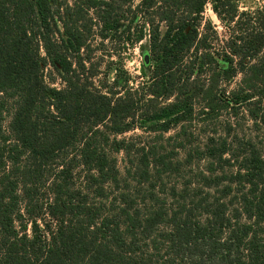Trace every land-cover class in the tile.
Wrapping results in <instances>:
<instances>
[{
  "label": "trees",
  "instance_id": "trees-1",
  "mask_svg": "<svg viewBox=\"0 0 264 264\" xmlns=\"http://www.w3.org/2000/svg\"><path fill=\"white\" fill-rule=\"evenodd\" d=\"M260 1L78 0L61 31L53 0H0V264H264V157L251 139L206 137L196 155L207 172L166 187L158 179L192 161L184 141L174 159L162 143L118 137L180 126L178 138L195 100L201 115L242 107L264 126ZM93 27L124 45L147 32L140 87L120 74L119 91L95 84L79 56Z\"/></svg>",
  "mask_w": 264,
  "mask_h": 264
},
{
  "label": "rangeland",
  "instance_id": "rangeland-1",
  "mask_svg": "<svg viewBox=\"0 0 264 264\" xmlns=\"http://www.w3.org/2000/svg\"><path fill=\"white\" fill-rule=\"evenodd\" d=\"M78 0H53V9L55 12L56 21L62 31V18L67 17V6H72L74 2ZM138 0H134L133 4H136ZM240 9H255L261 5L260 0H239ZM93 15V14H92ZM95 18V17H94ZM203 19L210 20L220 38H223L224 29L217 19L216 15L211 10L210 6H206L203 12ZM94 20V19H93ZM125 23L120 24V28H123ZM161 30H164V26H161ZM133 33V28H131ZM58 35L56 34L55 37ZM87 47H83L79 56L85 60L87 67L94 71V82L99 87L107 85L112 86L113 89L121 90L123 82L120 78L116 86H113L112 82L116 74H120L122 77H129L128 85L132 88L140 87L145 80L143 75H148L144 56L148 54L149 39L147 32L145 36L135 44L124 45L120 43L119 38H101L95 27L92 28L91 34L87 37ZM46 71H52L48 68ZM87 71V70H85ZM203 73L199 77V82L206 81L207 76ZM194 76V75H193ZM242 77L241 73H237L232 79L227 82H222L221 85L225 89L226 94L239 84ZM56 87H61V81L55 77L54 80H50ZM198 100L194 103V113L191 121L184 122V134L175 138L174 135L179 130L180 126L172 127L169 131L159 134V132H146L139 127H135L128 132H125L118 137H124L134 142V144L142 145L162 143L165 145V151L174 149L175 153L172 155L174 159H183V151L176 148V142L183 140L186 148L193 154V158L190 164H184L181 166L180 173L163 174L158 179L159 182L165 184L166 187L172 184L180 185L186 181L195 183L198 181L196 173L205 170L206 161L204 159H197L196 152L206 142V137H225L227 141L235 138L251 139L255 144L257 151L264 157V126H254L252 121L247 115L246 110L242 107L238 110L228 109L222 110L218 114L201 115L198 113ZM9 117L4 120V126L7 125ZM162 136V137H161ZM178 139V140H177ZM116 158V164L121 172H125L126 168L130 165L129 158L125 157L123 152L114 154ZM218 171L220 168H216ZM228 170L227 167L224 168Z\"/></svg>",
  "mask_w": 264,
  "mask_h": 264
}]
</instances>
